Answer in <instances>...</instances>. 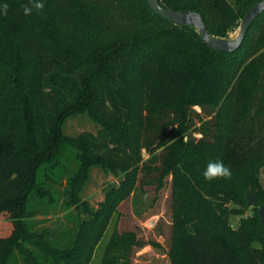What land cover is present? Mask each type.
<instances>
[{
    "label": "trees",
    "instance_id": "obj_1",
    "mask_svg": "<svg viewBox=\"0 0 264 264\" xmlns=\"http://www.w3.org/2000/svg\"><path fill=\"white\" fill-rule=\"evenodd\" d=\"M158 1L198 12L210 34L228 38L260 0ZM5 2L0 264L17 262V256L24 264H88L119 203L137 185L140 149L149 147L148 132L160 129V111L220 104L212 141L184 142L181 127L167 138L173 141L161 174H170L172 186L169 264H264V219L257 214L233 227L227 207L244 202L246 192L264 204V93L256 94L264 92V11L240 47L224 52L207 45L194 26L165 20L146 0H43V11L30 16L22 10L27 0H0ZM132 80L145 115L134 111ZM81 111L99 131L65 136L64 119ZM216 160L231 169V179H204L208 162ZM93 165L125 174L95 211L79 196ZM63 176V204L74 209L76 221L56 241L31 220L41 205L57 204L54 186ZM133 242V232L114 233L101 264H128Z\"/></svg>",
    "mask_w": 264,
    "mask_h": 264
},
{
    "label": "rangeland",
    "instance_id": "obj_2",
    "mask_svg": "<svg viewBox=\"0 0 264 264\" xmlns=\"http://www.w3.org/2000/svg\"><path fill=\"white\" fill-rule=\"evenodd\" d=\"M241 20L237 21L228 33V38L237 35ZM135 79L134 76H131ZM131 96L134 111L137 114L145 115L142 96L140 90L134 85L132 80ZM261 89L256 94H263ZM262 105V104H261ZM260 106V105H258ZM223 106L201 107L194 106L186 112L178 108H164L160 111L155 122L160 125L156 132H148L150 138L149 147H141V161L139 162V174L137 185L132 194L120 202L116 212L107 223L102 236L95 244L91 259L88 264H101L105 249L114 233L133 232L136 242L130 244L127 253L128 264H169L171 226H172V186L171 176L162 175L163 160L166 155V147L173 141L168 140L173 129L183 128L182 136L184 142L189 140L201 141L213 140L214 123L217 120L219 111ZM238 111V106H236ZM255 109L252 111V113ZM154 121V119H152ZM100 125L86 111L76 112L67 116L61 126L62 133L68 137H75L83 131L97 133ZM163 142L159 144V140ZM162 175V177H161ZM44 176L43 169L38 172V179ZM123 172L113 173L100 165H93L89 169V177L81 188L79 196L88 202L95 211L105 200L107 192L118 187L124 178ZM65 178L62 183L54 186L58 195L57 204L41 205L35 217L31 220L37 229H50L49 238L59 241L63 233L73 227L76 221L74 209L67 210L63 204L62 195L65 187ZM261 182L264 187V168L260 174ZM241 196L244 202H230L227 207L232 213L229 215V222L236 227L241 220L254 217L259 214L261 202L252 205L248 204L247 194ZM251 194V193H250ZM253 195V194H252ZM254 196V195H253ZM255 197V196H254ZM81 219H88L87 214L81 213ZM59 238V239H58ZM58 243V242H57ZM60 244V243H59ZM11 264H24L19 256ZM121 261H124L121 259ZM51 264V263H50Z\"/></svg>",
    "mask_w": 264,
    "mask_h": 264
},
{
    "label": "water",
    "instance_id": "obj_3",
    "mask_svg": "<svg viewBox=\"0 0 264 264\" xmlns=\"http://www.w3.org/2000/svg\"><path fill=\"white\" fill-rule=\"evenodd\" d=\"M151 9L160 15L165 20H168L174 24L180 26L190 25L194 26L204 42L210 47L224 52H232L240 47L242 44L250 24L254 19L264 11V0H260L255 3L242 18L237 35L234 38L218 37L210 34L202 20L201 15L193 10H176L167 7L158 0H146ZM248 204L254 203L255 197L247 194ZM260 218L264 219V206H261L259 210Z\"/></svg>",
    "mask_w": 264,
    "mask_h": 264
},
{
    "label": "clouds",
    "instance_id": "obj_4",
    "mask_svg": "<svg viewBox=\"0 0 264 264\" xmlns=\"http://www.w3.org/2000/svg\"><path fill=\"white\" fill-rule=\"evenodd\" d=\"M45 4L43 0H27V3L22 5L23 14L30 16L35 11L37 13L43 11ZM9 4L7 2L0 4V15L7 16ZM205 180L211 182L218 179H231L232 171L225 166L220 160L208 162L205 170L202 173Z\"/></svg>",
    "mask_w": 264,
    "mask_h": 264
}]
</instances>
